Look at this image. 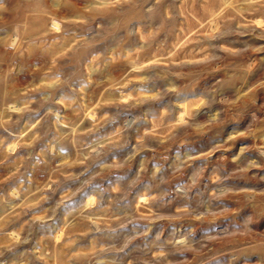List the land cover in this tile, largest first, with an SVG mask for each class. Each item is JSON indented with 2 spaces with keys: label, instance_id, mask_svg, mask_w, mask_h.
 Instances as JSON below:
<instances>
[{
  "label": "rangeland",
  "instance_id": "374dc122",
  "mask_svg": "<svg viewBox=\"0 0 264 264\" xmlns=\"http://www.w3.org/2000/svg\"><path fill=\"white\" fill-rule=\"evenodd\" d=\"M0 264H264V0H0Z\"/></svg>",
  "mask_w": 264,
  "mask_h": 264
}]
</instances>
